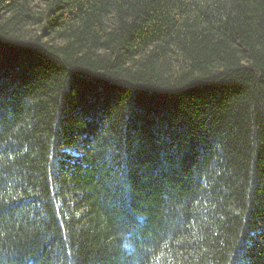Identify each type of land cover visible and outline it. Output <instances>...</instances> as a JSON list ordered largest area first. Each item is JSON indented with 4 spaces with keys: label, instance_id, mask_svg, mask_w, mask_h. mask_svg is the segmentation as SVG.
Masks as SVG:
<instances>
[{
    "label": "trees",
    "instance_id": "trees-1",
    "mask_svg": "<svg viewBox=\"0 0 264 264\" xmlns=\"http://www.w3.org/2000/svg\"><path fill=\"white\" fill-rule=\"evenodd\" d=\"M0 264H264V0H0Z\"/></svg>",
    "mask_w": 264,
    "mask_h": 264
}]
</instances>
